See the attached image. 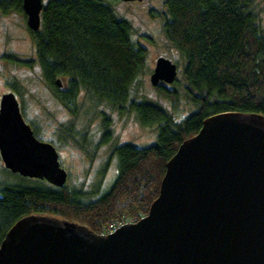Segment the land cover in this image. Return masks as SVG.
<instances>
[{"label":"trees","instance_id":"obj_1","mask_svg":"<svg viewBox=\"0 0 264 264\" xmlns=\"http://www.w3.org/2000/svg\"><path fill=\"white\" fill-rule=\"evenodd\" d=\"M18 1L0 0V14ZM253 2L164 0L163 34L183 60L182 79L172 84L181 88L183 83L193 107L176 123L160 105L136 101V89H131L147 69L145 48L133 43L128 22L117 17L108 2L46 0L40 29L34 33L35 62L46 84L66 78L70 107L77 93L85 91L119 113L131 111L140 124L155 127L156 140L142 148L117 146L116 177L93 201L74 188H57L44 180L0 184V242L28 215L75 222L97 234L108 233L114 222H135L157 197L165 163L205 118L220 112L264 115V20L256 19ZM157 89L177 101V88L163 84Z\"/></svg>","mask_w":264,"mask_h":264},{"label":"water","instance_id":"obj_2","mask_svg":"<svg viewBox=\"0 0 264 264\" xmlns=\"http://www.w3.org/2000/svg\"><path fill=\"white\" fill-rule=\"evenodd\" d=\"M22 7L36 31L42 0ZM176 76L177 66L158 57L149 82L172 84ZM0 160L23 178L57 188L67 180L56 150L34 137L11 92L0 97ZM0 264H264V115L205 118L165 163L157 197L135 222L97 234L55 217L20 218L0 242Z\"/></svg>","mask_w":264,"mask_h":264},{"label":"rangeland","instance_id":"obj_3","mask_svg":"<svg viewBox=\"0 0 264 264\" xmlns=\"http://www.w3.org/2000/svg\"><path fill=\"white\" fill-rule=\"evenodd\" d=\"M104 1L117 17L128 22L133 43L145 48L147 69L131 89H136V101L160 105L174 122H179L193 111L182 89L183 83L181 88L164 84L170 89H178L177 101H170L158 91V86L149 82L158 57L170 59L177 66L176 79H182L181 55L168 43L162 30L164 0ZM251 10L258 21L264 20V0H254ZM22 25L19 15L13 12L0 14V93L16 94L24 122L33 127L39 139L51 142L57 148L59 164L67 173L66 187L80 191L85 200L93 201L108 191L116 177L115 158L109 159L112 150L122 144L146 147L156 140V129L140 124L131 111L119 113L109 103L93 95L80 94L82 92L70 109L57 105L36 65L35 46L29 29L25 25L27 32L24 31ZM104 133L109 139L107 143L100 142ZM21 178L6 170L0 160L1 185L22 184ZM118 224L112 223L108 232Z\"/></svg>","mask_w":264,"mask_h":264},{"label":"flooded vegetation","instance_id":"obj_4","mask_svg":"<svg viewBox=\"0 0 264 264\" xmlns=\"http://www.w3.org/2000/svg\"><path fill=\"white\" fill-rule=\"evenodd\" d=\"M18 2H19V5H18V6H12V9H10V11L7 12V13L13 12V13L16 14V15H19L20 18H22V22L24 23V26L22 25V29H24V31H26V29H25V25H26V28L29 29V27H28V25H27V17H26V15H25L24 11H23L22 0H19ZM130 2H135V1H129V2H126V3H130ZM43 5H44V3H43V1H42V8H43ZM41 10H42V9H41ZM40 13H41V11H40ZM40 13H39V26H40ZM39 29H40V27H38L37 30H39ZM37 30H36V31H37ZM36 31H31V30L29 29V32H30V35H31V37H32L33 42H34V33H36ZM26 32H27V31H26ZM34 46H35V42H34ZM35 51H36V50H35ZM35 59H37V58H35ZM35 61H36V60H35ZM57 80H58V81H57ZM63 80H64V82H63ZM49 87H50V89H51V93H52V95H53V98H54V101L56 102V104H57V105H61L63 108L65 107V108H67V109H70V102H69L68 92H67V91H68V82H67V79H66V78H62V77L56 78V79L54 80V83L52 84V86H49ZM81 92H82V93L78 92V93H77V96L79 95V93H80V94H83V95H85V94H87V95H91L90 93L85 92V91H81ZM6 93H10V91L0 93V97H1L3 94H6ZM11 93H13L14 96H16V94H15L14 92H11ZM77 96H76V97H77ZM15 98H16V97H15ZM16 100H17V99H16ZM19 110H20V108H19ZM114 110H115V109H114ZM20 113H21V112H20ZM21 116H22V115H21ZM27 125H29V127H30V129H31V131H32V133H33V135H34V137H35L36 139L51 144V145L54 147V149L56 150L57 155H59L58 150H57V148L53 145V143L39 139V137H38L37 133L35 132V130L33 129V127H32L30 124H27ZM106 125H108V124H106ZM106 125H105V126H106ZM106 131H107V130H105L104 132H106ZM106 133H107V132H106ZM106 133L101 134V139H100V142H101V143H105V142L107 143V142H109V139L105 136V135H107ZM80 147H81V146H80ZM114 149H115V148H114ZM114 149H113V150H114ZM113 150H112V152H111V154H110V156H109L110 161H112L113 158H115V161H116L115 152H114ZM115 168H116V166H115ZM130 222H131V221H128V222H125V223H130ZM122 224H124V223H122ZM119 225H121V224H119Z\"/></svg>","mask_w":264,"mask_h":264},{"label":"built area","instance_id":"obj_5","mask_svg":"<svg viewBox=\"0 0 264 264\" xmlns=\"http://www.w3.org/2000/svg\"><path fill=\"white\" fill-rule=\"evenodd\" d=\"M115 228H116V227H112V228H110V231H113Z\"/></svg>","mask_w":264,"mask_h":264}]
</instances>
